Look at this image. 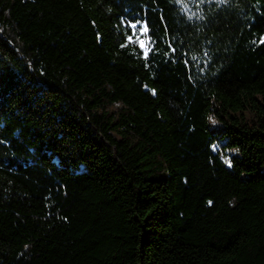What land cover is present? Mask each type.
I'll return each mask as SVG.
<instances>
[{
    "label": "trees",
    "instance_id": "1",
    "mask_svg": "<svg viewBox=\"0 0 264 264\" xmlns=\"http://www.w3.org/2000/svg\"><path fill=\"white\" fill-rule=\"evenodd\" d=\"M0 264H264V0H0Z\"/></svg>",
    "mask_w": 264,
    "mask_h": 264
},
{
    "label": "snow or ice",
    "instance_id": "2",
    "mask_svg": "<svg viewBox=\"0 0 264 264\" xmlns=\"http://www.w3.org/2000/svg\"><path fill=\"white\" fill-rule=\"evenodd\" d=\"M132 27H133V28H136V25H132ZM141 31H142V32H147V28H146V26L143 27V28L141 29ZM133 35H135V33H133ZM132 38H133L132 36H129V37H128V39H129L130 41L132 40ZM136 39H137V41H139V37H138V36H137ZM139 42H140L141 44H143V41H139ZM153 94H155L154 91H153ZM214 149H215V146H214Z\"/></svg>",
    "mask_w": 264,
    "mask_h": 264
}]
</instances>
